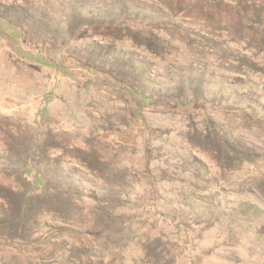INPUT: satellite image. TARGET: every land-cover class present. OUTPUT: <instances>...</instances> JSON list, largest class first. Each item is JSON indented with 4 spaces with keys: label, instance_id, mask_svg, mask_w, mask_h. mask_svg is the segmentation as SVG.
Instances as JSON below:
<instances>
[{
    "label": "rangeland",
    "instance_id": "rangeland-1",
    "mask_svg": "<svg viewBox=\"0 0 264 264\" xmlns=\"http://www.w3.org/2000/svg\"><path fill=\"white\" fill-rule=\"evenodd\" d=\"M0 264H264V0H0Z\"/></svg>",
    "mask_w": 264,
    "mask_h": 264
},
{
    "label": "trees",
    "instance_id": "trees-1",
    "mask_svg": "<svg viewBox=\"0 0 264 264\" xmlns=\"http://www.w3.org/2000/svg\"><path fill=\"white\" fill-rule=\"evenodd\" d=\"M29 63H32L33 65L36 66H45L48 67L47 64L44 62V59L41 56H35V57H30L26 59ZM132 96L135 98H140V99H146L145 96L139 95L138 93L133 92ZM148 100V99H146Z\"/></svg>",
    "mask_w": 264,
    "mask_h": 264
}]
</instances>
